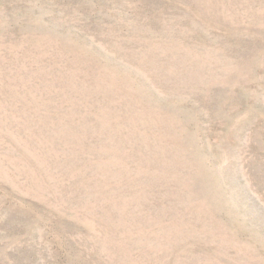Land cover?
<instances>
[{"label": "rangeland", "instance_id": "1", "mask_svg": "<svg viewBox=\"0 0 264 264\" xmlns=\"http://www.w3.org/2000/svg\"><path fill=\"white\" fill-rule=\"evenodd\" d=\"M0 264H264V0H0Z\"/></svg>", "mask_w": 264, "mask_h": 264}]
</instances>
